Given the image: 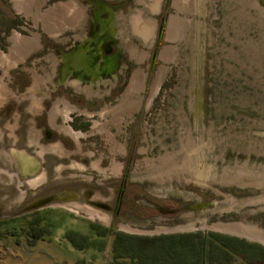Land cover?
Instances as JSON below:
<instances>
[{
    "label": "water",
    "instance_id": "1",
    "mask_svg": "<svg viewBox=\"0 0 264 264\" xmlns=\"http://www.w3.org/2000/svg\"><path fill=\"white\" fill-rule=\"evenodd\" d=\"M9 1L33 31L13 35L0 70L26 99L18 148L40 161L0 155V220L60 206L134 234L205 229L264 245V0ZM28 68L41 82L21 98L9 81ZM43 97L88 109L54 112L82 152L38 130L26 147Z\"/></svg>",
    "mask_w": 264,
    "mask_h": 264
},
{
    "label": "rangeland",
    "instance_id": "2",
    "mask_svg": "<svg viewBox=\"0 0 264 264\" xmlns=\"http://www.w3.org/2000/svg\"><path fill=\"white\" fill-rule=\"evenodd\" d=\"M32 28L26 24L9 0H0V52L8 53V45L14 34L29 36ZM209 234L227 236L264 248V245L236 235L213 230H188L180 232L141 235L125 232L87 216L60 206H48L19 216L0 220V264H178L170 254L172 241L162 237L175 236L180 241L199 238L191 235ZM186 237V238H183ZM198 237V236H197ZM153 253L144 252V239ZM213 239V238H211ZM183 243V242H179ZM213 244L222 246L219 239ZM233 264H244L235 255ZM211 264H219L212 262ZM252 264H264L262 256Z\"/></svg>",
    "mask_w": 264,
    "mask_h": 264
},
{
    "label": "flooded vegetation",
    "instance_id": "3",
    "mask_svg": "<svg viewBox=\"0 0 264 264\" xmlns=\"http://www.w3.org/2000/svg\"><path fill=\"white\" fill-rule=\"evenodd\" d=\"M39 42H40V40H39ZM28 55H29V52H28V54H26V56L24 58L25 61L21 62L22 65L23 64L25 65L26 59L28 58L27 57ZM1 70L3 71L2 74L4 76L2 78L0 77V81H2V83L6 86V90L8 91V94H7V96H3L2 93H0V98H1L0 99V124L2 121V117H1L2 114L6 111H10L9 105H10L11 101H13V103H15V105L11 104V109L16 110V115H15L16 117L14 118L15 124L12 125L11 121H8L4 125V129L7 132H9L8 135L6 134V136L8 139H11L12 145L8 151L3 149L2 152L0 153V155H2V153H3L7 156V153L13 154V151L15 150L17 152L25 153L27 155H30V156H33L36 158L38 152L35 153L36 155H33V154H30L27 150H20L18 148V143L21 141V139L19 138V136L17 134V132L21 129V125L19 123V116H18L19 110L18 109H19V107L22 106V104L26 101V99H20V100L13 99V98H17V94L15 92L14 93L11 92L9 90V88L7 87L10 85L4 83V80L7 79L6 77H8V74H10L11 71H8L7 74L5 75L4 70L3 69H1ZM22 73H24V74H21V73L14 74L15 76L11 77L12 81H9V83L13 87L16 88L17 92L20 91V89L22 90V93L20 95H22V94L23 95L21 96V98H23V96L27 93H33L38 86L37 84L38 83L40 84V82H41V79L39 77V73L34 68H28L27 72L22 71ZM18 76L26 77V82L25 83L20 82V79L18 78ZM66 105H68L70 108L74 109L73 111H71L72 114L77 113L80 116H87L89 114L88 109H86V108L81 109V107L79 108L77 105H73L72 103L65 100L64 98L63 99H61V98L53 99V98H44L43 97V98L39 99L38 100V108H37L36 112H34L32 115V120H31L32 121L31 122L32 129H30V131H29L28 144L26 145L27 148L32 149L38 145L39 141L37 144L36 143H30V138L32 140H34V135H33L34 130H38L40 132V139L44 138L45 134L48 135L49 133L52 134L53 140H58L59 142L60 141L62 142V137H68L69 139H71L74 142L75 150L69 151L65 155L71 156L75 152H77V153L82 152V147L77 143V141L75 142V140L69 134H65L59 130V127L61 125H63L65 122L66 123H68V122L65 121L63 115L59 114L56 116L54 112H55L57 106L59 108L62 107L61 109H65ZM31 111L33 112V110H31ZM68 125H69V123H68ZM69 127L71 129H73L70 125H69ZM10 128H13V130L11 131ZM3 132L4 131H3L2 127H0V142H3V138H4ZM84 139H86V138H84ZM34 142H35V140H34ZM41 149H44V148L41 147L40 150ZM45 152L47 153V149H45ZM39 159L40 158H38V160ZM43 159H44V157H43ZM39 161L37 164L38 167L34 170L35 172L32 174H29V175L24 174V177L32 176V175L36 174V172L39 170L40 167H42L43 163L45 162L44 160L41 162H39ZM13 162L16 163V165H18L22 169L21 162L19 161L18 158L15 157ZM22 171H23V169H22ZM0 174H1V172H0Z\"/></svg>",
    "mask_w": 264,
    "mask_h": 264
},
{
    "label": "trees",
    "instance_id": "4",
    "mask_svg": "<svg viewBox=\"0 0 264 264\" xmlns=\"http://www.w3.org/2000/svg\"><path fill=\"white\" fill-rule=\"evenodd\" d=\"M193 238H199V242H193L186 238L185 241H180L178 237H162L164 239L172 241L170 243L171 249L179 248L177 254H170L172 259H176L178 264H211L212 262H218L219 264H233L234 257L237 255L241 258L244 264H252L254 258L262 256L264 259V248H256L257 246L247 243L246 241L239 240L237 238H231L227 236H220L209 234L208 236L191 235ZM213 238V239H211ZM157 239H144L147 243L152 241H158ZM214 239H219L222 246L217 247L213 244ZM183 242V243H179ZM153 248L150 243L145 245L144 252L147 256L152 255Z\"/></svg>",
    "mask_w": 264,
    "mask_h": 264
},
{
    "label": "bare ground",
    "instance_id": "5",
    "mask_svg": "<svg viewBox=\"0 0 264 264\" xmlns=\"http://www.w3.org/2000/svg\"><path fill=\"white\" fill-rule=\"evenodd\" d=\"M17 34V33H16Z\"/></svg>",
    "mask_w": 264,
    "mask_h": 264
}]
</instances>
